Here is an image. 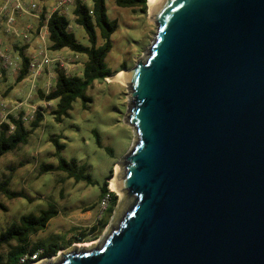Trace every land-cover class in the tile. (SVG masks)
Here are the masks:
<instances>
[{
  "label": "water",
  "instance_id": "1",
  "mask_svg": "<svg viewBox=\"0 0 264 264\" xmlns=\"http://www.w3.org/2000/svg\"><path fill=\"white\" fill-rule=\"evenodd\" d=\"M120 74L136 140L96 246L40 264H264V0H155Z\"/></svg>",
  "mask_w": 264,
  "mask_h": 264
},
{
  "label": "rangeland",
  "instance_id": "2",
  "mask_svg": "<svg viewBox=\"0 0 264 264\" xmlns=\"http://www.w3.org/2000/svg\"><path fill=\"white\" fill-rule=\"evenodd\" d=\"M2 1L0 0V5ZM31 1L38 3L39 8L43 9L40 16L35 17L30 13L15 15L16 21L12 29L18 33L13 35L12 30L13 32H6L3 38L0 37L6 41L1 43V49L10 50L13 61L17 54L20 55L19 67L16 69L14 65L5 67V62L0 57V127L10 115L22 118L28 126L37 112H43L44 120L27 144L0 158V180L11 176V189L26 195L9 199L0 194V202L5 206L0 207V229L4 230L19 221L23 214L38 213L42 208L55 207L58 215L50 220L44 230L32 235L30 240L32 244L56 242L61 249L56 255L45 259L57 257V260L61 252L71 250L76 244L88 248L93 244L96 246L110 229L122 204L121 194L124 196L123 192L111 187L110 180L117 177L116 165H119V160L133 146L136 134L134 127L124 121L130 97L126 95L128 89L120 79L112 82L109 78L94 81L87 91L92 101L84 106L82 99L78 98L73 103L69 116L60 122L55 120L51 111L56 108L57 101L42 99L40 90L48 94L54 88L59 70L69 75H82L86 56L70 48L50 49L49 35L45 33L43 40L40 34L47 24L46 16L56 6L57 0H28L27 3ZM85 1L92 5V0ZM106 3L109 20H117L118 23V28L112 34L113 47L107 57L108 65L115 71L110 77H116L133 67L141 58L143 51L152 43L157 28L155 21L149 16L148 5L146 11H143L140 7H120L115 0H106ZM74 7L72 4L68 5V11L64 15L70 20V30L78 41L87 44L89 41L85 29L75 21ZM43 13H46L44 18ZM4 26L8 28L6 21ZM27 27L31 29L30 38L26 40L24 33ZM23 52L30 58L29 71L24 80L18 81L17 77L24 63ZM45 53L49 58L64 60L65 66L54 61L39 72L32 70V61L43 59ZM74 58L77 60H73ZM11 129L13 130V126ZM53 136L61 137V142L65 144L60 155L67 160H76L79 165H85L94 184L76 182L60 170L40 172L42 164L57 165L59 161L60 155L54 154L56 145L50 141ZM106 180L109 190L117 196V203L108 225L92 233L88 229L98 224L108 207L102 205L103 197L100 198L101 186ZM81 231L88 232L83 242H71ZM87 243L91 245H84Z\"/></svg>",
  "mask_w": 264,
  "mask_h": 264
},
{
  "label": "trees",
  "instance_id": "3",
  "mask_svg": "<svg viewBox=\"0 0 264 264\" xmlns=\"http://www.w3.org/2000/svg\"><path fill=\"white\" fill-rule=\"evenodd\" d=\"M120 7H140L146 11L148 0H115ZM75 21L85 29L89 43H81L76 35L70 30V20L59 11H54L48 19L50 49L60 50L70 48L72 51L86 56L82 75H69L59 70L54 88L45 94L40 90V96L47 101H57L56 108L51 111L56 121H62L70 115L73 103L81 98L83 105L87 106L92 98L87 95L89 87L98 79H106L114 75L115 71L107 63V57L112 50V34L118 28L117 20L110 21L107 13L106 0H92L89 5L85 0H77L74 7ZM46 13L42 15L44 16ZM101 38V43H100ZM24 63L18 74V81H22L28 74L30 58L24 54ZM44 120L43 112H37L35 118L28 126L22 118L10 115L0 127V158L10 151L17 150L22 145L29 142L33 132ZM13 126V130L11 127ZM50 141L56 145V156L64 150L65 144L61 142V137L53 136ZM100 142V141H99ZM60 170L66 172L68 177L74 178L76 182L86 181L94 184L91 174L85 165H79L76 160H67L60 155L57 165L44 163L40 172ZM11 176H6L0 180V194H4L9 199L26 197L24 192H16L11 189ZM109 183L106 180L101 186L100 198L110 193L111 200L106 208V214L102 215L98 224L92 226L88 231L95 232L104 229L114 211L117 203L115 192L109 190ZM0 207L5 206L0 202ZM58 215V210L50 206L42 208L38 213L23 214L19 221L12 223L6 229H0V264H20V258L26 253H34L38 249H43L41 257H52L61 249L56 242L31 243V236L44 230L50 220ZM88 232L81 231L75 240L71 242H83ZM28 260L24 264H30Z\"/></svg>",
  "mask_w": 264,
  "mask_h": 264
},
{
  "label": "built area",
  "instance_id": "4",
  "mask_svg": "<svg viewBox=\"0 0 264 264\" xmlns=\"http://www.w3.org/2000/svg\"><path fill=\"white\" fill-rule=\"evenodd\" d=\"M77 0H57L56 6L53 8V10L47 14V18H46V26L44 27L46 31H42L40 34V37L45 40V33L47 35H49V29H48V19L50 17V15L54 12V11H59L61 14H65L68 11V5L72 4L75 6ZM28 3L25 2L24 0H3L2 4L0 5V26L4 27V21H6L8 28H5V31L8 32H13V35H15L14 33H18L17 30L12 29V25L15 23L16 19H15V15L17 14H33L35 17H39L40 13L43 11V9L39 8L38 3L32 1L30 2L28 5ZM31 27H27L26 31L24 33V38L27 40L30 38V31ZM13 30V31H12ZM1 43L3 44L1 38H0V57L4 60L5 62V67L14 65V69L19 67V60H20V55H16L15 56V61H13L11 55H10V50L8 51H3L1 49ZM9 49V48H8ZM44 57L41 60L38 59H34L31 63V69L32 70H36V71H41L42 69H44L46 66L51 65L52 62L54 61H59L61 66H65V61L58 59H52L49 58V56L45 54H43ZM73 60H77V58H74ZM111 199V195L110 193L106 194L103 197L102 200V205L105 206V208L108 206L109 201ZM43 252V249H38L37 251H35L34 253L30 254V253H26L24 254L21 258L19 263L20 264H24L26 263L28 260H31L32 262H36V261H40L42 259H45V257H41V254Z\"/></svg>",
  "mask_w": 264,
  "mask_h": 264
},
{
  "label": "bare ground",
  "instance_id": "5",
  "mask_svg": "<svg viewBox=\"0 0 264 264\" xmlns=\"http://www.w3.org/2000/svg\"><path fill=\"white\" fill-rule=\"evenodd\" d=\"M155 0H148V6L150 7L151 5H152V3L154 2ZM123 73V72H122ZM109 79V81L110 82H112V81H117V79H120V75H118V76H116V77H108ZM116 178H113V179H111L110 180V185H111V187L113 188V189H115V190H117V191H119V192H122V191H120L119 189H117V187H116V185H115V182H116V179L118 178V175L120 174V172H121V168H120V166L119 165H116ZM123 199H124V196L121 194V198H120V202L122 203L123 202ZM84 245H88V246H90L91 244L90 243H87V244H84ZM81 246H83V245H81ZM92 246H94V244L93 245H91V247ZM56 258L57 257H55L54 259H42V260H40V261H36V262H32V263H30V264H40L41 262H43V261H54V260H56Z\"/></svg>",
  "mask_w": 264,
  "mask_h": 264
},
{
  "label": "crops",
  "instance_id": "6",
  "mask_svg": "<svg viewBox=\"0 0 264 264\" xmlns=\"http://www.w3.org/2000/svg\"><path fill=\"white\" fill-rule=\"evenodd\" d=\"M24 1H25V2H28V0H24ZM43 1H44V2H47V0H43ZM31 2H32V1H31ZM37 21H38V19H37ZM5 34H7L6 31H5V28L1 26V31H0V35H1V36H0V37L3 38V36H4ZM2 42H6V41H5V38L2 39ZM6 44H7V43H6Z\"/></svg>",
  "mask_w": 264,
  "mask_h": 264
}]
</instances>
